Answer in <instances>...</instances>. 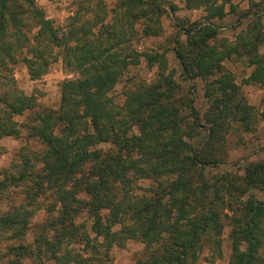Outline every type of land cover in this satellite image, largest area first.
I'll return each mask as SVG.
<instances>
[{"label":"trees","instance_id":"trees-1","mask_svg":"<svg viewBox=\"0 0 264 264\" xmlns=\"http://www.w3.org/2000/svg\"><path fill=\"white\" fill-rule=\"evenodd\" d=\"M230 1L183 6L212 21ZM104 2L87 0L79 8L88 18L61 27L34 0H0V140L22 130L39 147L20 148L1 170L9 204L0 214V264H109L110 249L128 241L143 246L135 264H197L201 254L211 263L227 228V264H264V162L246 163L240 174L212 172L224 162L230 129L251 131L253 109L222 62L244 61L253 68L245 83L264 87L261 17L239 15L247 30L221 50L207 45L217 33L211 26L181 27L183 40L173 39L179 79L203 83L199 114L162 54L130 46V38L160 33V3L113 0L108 10ZM58 58L75 77L58 85L56 109L36 110L14 88L12 69L22 64L34 81ZM141 62L156 69L150 83L126 77ZM124 77L118 104L109 93ZM36 212L47 219L26 242Z\"/></svg>","mask_w":264,"mask_h":264},{"label":"rangeland","instance_id":"rangeland-1","mask_svg":"<svg viewBox=\"0 0 264 264\" xmlns=\"http://www.w3.org/2000/svg\"><path fill=\"white\" fill-rule=\"evenodd\" d=\"M164 13L160 17L159 26L160 33L155 37H135L129 39L130 46L138 52L158 53L162 54L167 62L168 71L173 75L174 80L183 90L190 86L191 94L194 100V108L199 114H202L207 107V102L202 97L203 83L194 80L185 83L179 79V72L173 58V39L178 35L179 40H183V28L203 26H211L216 29L217 33L212 39L207 41V45L214 48L222 49L228 45L237 43L238 36H242L247 30L248 20L245 17L239 18V15L248 14L251 16L253 12H257L256 16L261 17V24L264 31V0H231L224 7L225 15L221 19H213L206 21V12L204 10H187L183 6V0H157ZM87 0H34L35 6L49 19L53 26H66L72 18L85 19L89 13L82 12L81 8L86 7ZM105 9H110L113 0H105ZM173 7V11L170 9ZM263 10V11H261ZM76 12H79L75 16ZM75 16V17H74ZM252 18V17H250ZM241 32V34H239ZM264 50L260 49L261 54ZM222 68L228 71L233 82L238 86L239 94L245 103L253 109V119L251 131H243L238 125L233 126L225 136L224 162L218 164L212 172H231L240 174L239 169L246 163L264 162V153L261 147L264 146V122L260 118L261 112L264 110V87L258 83L246 82L252 73V66H247L244 61L235 58L224 60ZM156 69L154 67H146L141 62L136 67L128 69L126 77H134L145 83H150ZM75 75L65 69L58 58L47 69L46 73L37 80H30L25 67L22 64H16L12 69V78L14 88L26 96H32L35 100L36 110L51 109L54 110L58 105V85L65 79L74 78ZM125 77L116 84L109 96L118 104L123 100L122 90L125 86ZM194 88V89H193ZM18 122H23V118H17ZM202 127L201 129H203ZM205 138L198 145L200 147ZM30 148L38 150L39 147L31 140L25 138L24 132L20 130L19 136L16 138H3L0 140V176L1 170L19 153L20 148ZM147 182H139L138 186H146ZM138 191V190H137ZM17 194V193H16ZM261 198V196H259ZM13 203H17L20 195L10 194ZM9 198V199H10ZM9 204V200L0 194V214L3 213ZM47 219L46 214L36 212L29 223L25 241L30 242L36 227H39L44 220ZM228 229V228H227ZM225 229L222 234L221 257L213 259L212 262L204 261L206 254H201L197 264H227L229 256V243L227 239L228 230ZM0 251H2L0 249ZM143 254V246L135 241H128L122 247H112L109 251V264H135Z\"/></svg>","mask_w":264,"mask_h":264}]
</instances>
